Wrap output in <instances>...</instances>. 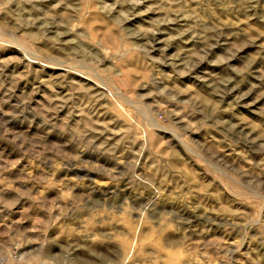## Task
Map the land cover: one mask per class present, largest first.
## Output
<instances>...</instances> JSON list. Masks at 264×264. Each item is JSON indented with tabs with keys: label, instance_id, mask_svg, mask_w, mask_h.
Here are the masks:
<instances>
[{
	"label": "rangeland",
	"instance_id": "374dc122",
	"mask_svg": "<svg viewBox=\"0 0 264 264\" xmlns=\"http://www.w3.org/2000/svg\"><path fill=\"white\" fill-rule=\"evenodd\" d=\"M0 264H264V0H0Z\"/></svg>",
	"mask_w": 264,
	"mask_h": 264
}]
</instances>
